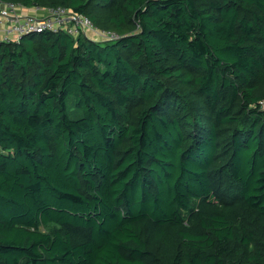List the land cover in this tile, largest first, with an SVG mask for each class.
<instances>
[{
  "label": "trees",
  "instance_id": "16d2710c",
  "mask_svg": "<svg viewBox=\"0 0 264 264\" xmlns=\"http://www.w3.org/2000/svg\"><path fill=\"white\" fill-rule=\"evenodd\" d=\"M2 1L0 264H264V0Z\"/></svg>",
  "mask_w": 264,
  "mask_h": 264
},
{
  "label": "built area",
  "instance_id": "2783aa9c",
  "mask_svg": "<svg viewBox=\"0 0 264 264\" xmlns=\"http://www.w3.org/2000/svg\"><path fill=\"white\" fill-rule=\"evenodd\" d=\"M49 32L94 42L110 43L121 38L115 32L97 29L86 16L66 8H26L0 0V43L18 44L27 36ZM260 106L264 108V102Z\"/></svg>",
  "mask_w": 264,
  "mask_h": 264
}]
</instances>
